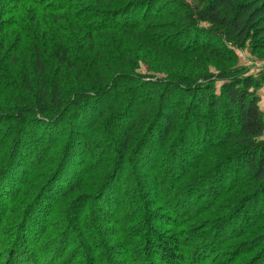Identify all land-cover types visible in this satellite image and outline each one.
<instances>
[{
	"label": "trees",
	"instance_id": "16d2710c",
	"mask_svg": "<svg viewBox=\"0 0 264 264\" xmlns=\"http://www.w3.org/2000/svg\"><path fill=\"white\" fill-rule=\"evenodd\" d=\"M157 1L173 6L154 8ZM199 1L200 7L183 0H6L0 10V264L110 263L119 233L141 246L126 256L132 264H264V110L256 93L264 76L206 69L207 57L233 60L225 47H210L213 36L239 46L264 33V0ZM143 26L155 33L139 31ZM119 34L182 55L195 50L193 40L207 57H197L198 72L188 76L181 69L164 77L141 74L137 57L104 51L107 43L119 44ZM79 45L84 56L67 52ZM181 89L186 94L176 101ZM146 90L151 94L144 99ZM222 105L226 116L219 122ZM67 116L79 128H68ZM189 129L200 136L193 152L181 147ZM38 146L42 153L35 156ZM145 148L147 174L133 169L128 175L137 186L125 182L121 190L122 168ZM167 152L176 161L159 167ZM96 202L118 211L117 231L101 226L107 209L88 210ZM37 205L47 215L42 226L32 218ZM78 234L88 248L81 236L68 245Z\"/></svg>",
	"mask_w": 264,
	"mask_h": 264
},
{
	"label": "rangeland",
	"instance_id": "374dc122",
	"mask_svg": "<svg viewBox=\"0 0 264 264\" xmlns=\"http://www.w3.org/2000/svg\"><path fill=\"white\" fill-rule=\"evenodd\" d=\"M183 1L190 4L191 6H199L200 7L202 5L199 0H183ZM1 2H2V4L0 5V10H1L2 6L6 5V0H1ZM62 4H63V2L60 3V5H62ZM156 5H161L162 7H164L167 10L173 6L170 1H166V2L157 1L154 3V8H156ZM139 29H140L139 31H141L143 33H155V30H150L144 26L142 28L140 27ZM73 32H76V31H73ZM163 33H166V31ZM119 36L120 37L117 38V40L120 38L119 44L115 45L112 43H107V47L104 51L111 56H113V54H115V56H117V58L120 56V54H119L120 51H122V52L127 51V53H129L130 55L132 54L133 57H137L136 70L135 71H137L138 73L145 74V75H153L152 73H156V75H155L156 77L157 76L164 77L167 73L174 72V70H178L179 72H181V70H183V73H181V74L187 75V76L191 75L190 73H193V72L197 73L198 72V69H199L198 66L199 65L196 62V58L201 55V52L196 50L197 45L193 44V40H190L191 43H189V44H190V46L193 47L191 49H195V50L191 51V53L188 55L187 54L182 55V54L162 52L161 50L153 48L152 44L148 45L146 40H141V39L135 38L132 35H126L125 36V35L119 34ZM167 36L168 35H165V37H167ZM213 37L214 38L209 43L210 47L215 49V50L221 51V52L224 51L223 47H225L232 54L231 58H233V60L228 61L227 59L222 60L223 58L222 59H220L218 57L209 58L207 56L201 55V57H205V59L207 57L206 60H208V63L206 64V69H207L208 73H210L211 75H214L217 72L222 71L224 69H228V70L232 69V71H235V73H237L239 75L240 74L241 75H252V76L257 77V78L264 76V33L253 35V37H251L244 44L239 45V46L235 45L233 43L227 42L223 36L219 35V36H213ZM202 40L203 39H200V42ZM161 41H162L161 43H163V44L166 43V44H174L175 45V44L183 43V41L179 42L178 40L173 41V42L166 40L165 43H164V40H161ZM200 42H199V44H200ZM206 47H208V45H206ZM75 49L81 51V53L84 52V49L83 48L81 49L80 45L79 46H69L67 48V52L69 51V54L71 56H74L75 51H73V50H75ZM83 56H84V54H83ZM163 65L165 66L164 68H162ZM67 81H69V80H67ZM214 84H215V88L219 89V86L221 83L218 82V80H217ZM72 86H74V84H72ZM175 93L177 95L176 101H179L186 94L185 89L177 90V91H175ZM256 93L259 97L258 106L260 107V109L264 110V82L261 83L260 86L257 88ZM0 94H3V93L0 92ZM150 94L151 93L148 90H146V92H145L146 97L144 99H147L148 97H150ZM142 99H143V96H142ZM225 107H227V105H222L220 108L221 111L219 114H221V116H218L219 122H220V118L222 116H226V114L222 115V112L225 111V109H224ZM164 115L165 114L163 113L162 114L163 117L161 119L162 124L165 123V119H166V116H164ZM195 117H196V115H195ZM67 119L70 121V124H68V126H67L68 128L69 127L77 128L79 123L74 122L72 119H70V117H68ZM222 120H223V118H222ZM211 123H212V121H211ZM164 126H165V124H164ZM78 128H79V126H78ZM160 128H161V126H160ZM25 130H27V132L32 133L34 135H36V133H37L36 132L37 129H35L32 126H25ZM76 130H79V129H76ZM80 131L84 132L85 129L82 128ZM113 131H114V129H113ZM189 131L191 133L192 129H189L188 132ZM114 133L117 135L116 137L118 138V134L115 131H114ZM61 134H62V132L60 131V133H58V136H60ZM190 135L191 136H189L188 139H184L182 141L181 147L183 148V150H187V148L189 150V148H190L191 151L193 152L195 149V147L193 145L194 144L193 141L196 142L200 136L199 135L195 136L193 134V132ZM91 138H92V140L94 139L93 137H91ZM41 143L43 144V142H41ZM179 147H180V145H178L177 148L179 149ZM147 151H148V148L139 149L140 155L138 154L137 157L135 156V159H133L134 164H132V162H131L132 166H129V162H128V166H125L124 168H122L121 179L123 182V184H122L123 186L121 187V190L124 189V183L125 182H129L132 184L134 183L133 178H131V176L128 175L129 172H131L133 169L138 170V172H140L144 175L147 174V169L144 167V164H148V163H144L143 158L141 157V156H144L145 154H147ZM40 153H42V152H41L39 146L36 149L34 148L33 154L35 156L39 155ZM169 153L170 152H167L166 154L160 153V157H158V161H159V158H160V161H163L164 158L167 161L161 162L159 167H162L164 165L167 166L168 161H170V162L176 161V160H174L173 156H170ZM23 161H24L23 164L26 163L28 165L30 163L29 160H27L26 158H24ZM73 162L74 161L72 160V163ZM162 163H164V164H162ZM21 165H22V162H21ZM23 167H25V165ZM23 167L21 166V168H23ZM25 169H26V167H25ZM148 179L150 180L151 177H148ZM132 186L136 187L137 185L133 184ZM149 193H151L150 189H144L142 192V194L150 195ZM192 195H194V194H191V196ZM185 197H187V196H184V198ZM188 197H189V195H188ZM188 199H190V198H188ZM183 201H185V200H183ZM92 207L93 208L95 207L97 209L96 210L97 213L100 215L103 212L102 211L103 209L104 210L107 209L106 212L108 214L104 213L105 214L104 217L106 220L108 219V221L106 224L101 225V226H104L105 229H111V230H116V231L118 230V227H117L118 224H117V222H115V217H116L118 211H115V210L111 211L112 206L109 207V205L106 206L105 204H102L99 202L91 203V204L87 205V208L89 211H90L89 208H92ZM40 209H41L40 205H37L36 209L33 213L32 218L35 220L36 225L42 226V225H44L45 218L47 215L42 211L43 212L42 215L44 217V218H42L41 217L42 215H40V211H38ZM167 215L171 216L172 212H167ZM39 216L41 217V219H43V221L41 220V222H40ZM153 222H156V221H153ZM79 234L77 236L76 235H73V236L70 235L68 238L69 239L68 245H70L71 243H74L75 239L80 240L79 237L81 235H79ZM26 237L31 238V233L26 234ZM125 237L126 236L124 233H119L118 237L116 236L113 238L110 251L113 250L115 253H113V254L110 253L111 254L110 255L111 262L110 263L106 262L105 264H112L114 262H116L117 264H132L131 263L132 260L130 259V257H126V256L127 255L129 256V254H131L132 252L133 253L136 252V248L138 250V248H140L141 246L140 245L136 246L135 239H131V240L125 242L124 241ZM81 242L84 243V245H87V248L89 247V245L86 244V241L83 240L82 236H81ZM26 244H27V242H24V241L21 242L22 246L24 245L26 247ZM114 244H115V247H113ZM125 245L130 246V247H128V248H130V250L125 249V248H127ZM27 248H29V247L27 246ZM87 253H88V250L85 249V250L80 251L79 255H80V257H84V255H86ZM120 253H125L124 254L125 256L124 257L118 256ZM33 255L35 256L36 260L41 258V254H38L35 251H34ZM29 257H31L30 254H29ZM155 257H157V256H155ZM38 264H43V263H42V261H39Z\"/></svg>",
	"mask_w": 264,
	"mask_h": 264
}]
</instances>
